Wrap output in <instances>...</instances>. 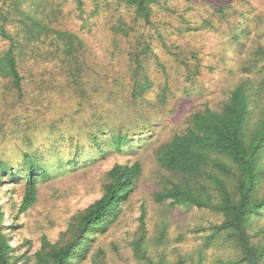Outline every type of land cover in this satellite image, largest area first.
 Instances as JSON below:
<instances>
[{
    "label": "trees",
    "instance_id": "trees-1",
    "mask_svg": "<svg viewBox=\"0 0 264 264\" xmlns=\"http://www.w3.org/2000/svg\"><path fill=\"white\" fill-rule=\"evenodd\" d=\"M189 10L179 13L162 0H0V187L22 186L18 215L33 206L40 183L113 159L102 173L100 196L67 220L55 242L42 235L30 257L16 255L20 249L6 233L0 199V264L109 263L96 243L120 221L142 169L139 161L118 159L144 145L157 126L158 118L148 112L153 93L158 91V104L172 94L163 64L159 89L146 70L151 56L157 60L154 44L163 46L181 82L193 88L201 75L200 51L180 52L173 43L192 24ZM110 11L118 15L110 29L115 37L109 55L116 58L127 46L125 59L118 58L126 63L121 76L88 63L80 36L61 27L67 15H75L89 30L87 19ZM217 13L222 21L229 18L224 9ZM239 23L233 40L238 54L247 58L237 70V83L218 107L190 111L185 128L155 153L164 175L153 200L183 213L208 215L209 223L190 231L202 247L194 255L173 249L176 257L168 259L166 245L150 246L142 205L130 257L122 264H264V47L241 52L248 31ZM202 24L209 26L206 20ZM168 40L172 49L166 47ZM48 93L71 98L74 106L46 121L53 107L46 102ZM181 93L190 97L185 86ZM131 110L127 127L124 115ZM167 228L163 223L158 242ZM214 245L234 254L208 262L204 251Z\"/></svg>",
    "mask_w": 264,
    "mask_h": 264
},
{
    "label": "rangeland",
    "instance_id": "rangeland-1",
    "mask_svg": "<svg viewBox=\"0 0 264 264\" xmlns=\"http://www.w3.org/2000/svg\"><path fill=\"white\" fill-rule=\"evenodd\" d=\"M162 1L166 2L168 8H175L179 13L190 7L187 16L192 24L188 25L187 30L181 35L176 36L177 40L173 43L180 52L186 50L189 53L193 49L200 51L197 57L202 63L201 75L193 88L181 82L175 74L176 65L165 54L163 46L154 44L153 53L157 56V60L151 56L146 70L150 78L157 81V89H159L162 83L159 65L163 64L169 75L172 94L165 104H158V91L153 93L152 104L149 105L152 110L148 112L154 119L158 118L157 126L148 131L144 145L118 159L119 163L127 160L139 161L142 169L138 186L125 207L120 221L105 235L100 236L96 243V246L101 245L108 253V264H122L130 257L129 245L142 205L147 211V236L151 241V247L166 245L169 252L167 257L171 260L176 257L173 249H180L181 253L187 255H194L201 249L202 241L199 236L190 231L195 225L209 223L211 220L209 216L203 218L200 212L183 213L181 209L173 208V210L168 204L158 205L153 200L160 179L164 175L155 160L156 149L176 132L185 128L186 117L190 111L202 109L205 105L218 107L237 83V70L247 58L245 53L238 54L239 47L233 40V36L239 33L237 27L240 21L248 31V35L241 40V44L244 45L241 52L251 46L264 47V0H191L190 4L188 0ZM90 9V5H87L86 11L89 12ZM219 9L226 10L229 18L222 21L217 13ZM117 15L110 11L87 19L89 30L81 28L82 23L75 18V15H67L61 27L80 36L88 49L85 56L88 63L103 68L111 75L121 76L126 71V63L118 60L125 59L124 49L127 46L125 45L120 51L122 54L117 55L116 58L109 55L115 37L110 29L116 22L113 19ZM240 16H244L243 19ZM204 20L209 26L202 24ZM165 44L167 48L172 49L169 40ZM123 83H127V80L124 79ZM183 86L187 87L190 93L187 99L181 93ZM123 96L125 97L126 93ZM46 102L53 105L51 111L44 115L46 121L54 117L59 112L57 110L70 109L74 106L71 98H64L55 93H48ZM119 108H122V103L119 104ZM132 113L133 110L124 115L127 127L132 125L130 116ZM3 146L6 147L7 143H3ZM112 162L113 159L110 158L98 165L40 183L37 200L27 212L19 215L22 186L17 184L1 186L0 199L4 206V223L8 229L6 233L11 245L20 249L16 255L26 254V257H30L39 248L42 235L55 242L59 232L64 230L67 220L76 211L86 208L100 196L102 173L111 166ZM163 223L168 224L167 234L162 242H158ZM233 254L232 249L219 245L204 251L208 262H212L213 259H225Z\"/></svg>",
    "mask_w": 264,
    "mask_h": 264
}]
</instances>
